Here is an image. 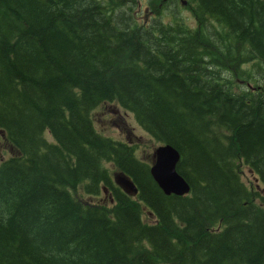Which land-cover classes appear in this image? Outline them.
<instances>
[{
  "label": "trees",
  "instance_id": "trees-1",
  "mask_svg": "<svg viewBox=\"0 0 264 264\" xmlns=\"http://www.w3.org/2000/svg\"><path fill=\"white\" fill-rule=\"evenodd\" d=\"M148 1L0 0V130L23 153L0 163V264H264V0L135 12ZM182 1L202 31L180 16ZM222 30L242 49L234 63L255 62L259 92L228 84L212 49ZM105 101L181 153L188 194L164 193L152 153L141 160L94 128L90 109ZM107 162L136 196L111 182ZM101 182L111 207L75 193ZM139 202L157 219L144 222Z\"/></svg>",
  "mask_w": 264,
  "mask_h": 264
},
{
  "label": "rangeland",
  "instance_id": "rangeland-1",
  "mask_svg": "<svg viewBox=\"0 0 264 264\" xmlns=\"http://www.w3.org/2000/svg\"><path fill=\"white\" fill-rule=\"evenodd\" d=\"M189 4L191 5V3H186L184 1L181 2L182 9L180 16L185 19L187 25L195 24L198 30L202 31L203 29L198 24V22H196L193 9L189 6ZM147 5L148 6L146 7L145 3L143 2L139 5L138 8L134 7V10L135 12L140 13V7H142L146 13L152 15L155 10L154 7L162 6V1L154 0L153 4L148 1ZM218 36L227 38V34L224 32V30H222V32ZM229 44L230 42L228 38L226 39V41L221 38H213L212 49L213 52H220V54L216 55V57L221 61L220 66L227 76L228 84L236 87L237 90H243V86H245L250 91L259 92V81H256L253 77L256 67L255 62H253L251 59L243 61L244 56H242L238 63H234V53L240 52L242 51V49L240 47H236L233 43L232 47ZM90 114L92 117L93 126L97 131L114 140L125 142L130 146H133L135 144L136 155L141 159L146 160V156L150 153H153V150L159 144L158 141L154 140L147 134L144 128L138 123L133 113L125 109L124 107H121L116 101H105L102 103L100 102L90 109ZM45 135L49 140H54L50 132H45ZM17 154H19V152L16 147L10 142L7 135L2 134L0 131V163L3 161L2 159ZM22 155L23 153L19 156ZM235 163L237 169L241 170V172L239 171L241 180L248 186H250L251 189L259 190L260 188L261 190L262 183L255 179V176L252 174L248 166L239 160ZM106 166L108 170L111 171V176L115 170L119 169L113 162H107ZM256 184H258V187ZM76 195L81 196V193L78 192ZM88 200L95 202H110L109 197H105L102 192L97 195L85 194L84 197H82V201L88 202ZM257 201H261L260 207L264 211V199H257ZM139 206L141 217L144 222H152L157 219L153 216V214L149 212L144 203L139 202Z\"/></svg>",
  "mask_w": 264,
  "mask_h": 264
},
{
  "label": "water",
  "instance_id": "water-1",
  "mask_svg": "<svg viewBox=\"0 0 264 264\" xmlns=\"http://www.w3.org/2000/svg\"><path fill=\"white\" fill-rule=\"evenodd\" d=\"M153 157L154 160L150 166V172L165 193L174 192L180 194L188 190L187 181L175 169L179 153L173 146L167 143L157 146ZM115 180L123 186L125 191L129 193L137 191L136 185L127 175L118 174Z\"/></svg>",
  "mask_w": 264,
  "mask_h": 264
},
{
  "label": "bare ground",
  "instance_id": "bare-ground-1",
  "mask_svg": "<svg viewBox=\"0 0 264 264\" xmlns=\"http://www.w3.org/2000/svg\"><path fill=\"white\" fill-rule=\"evenodd\" d=\"M52 263V261H50Z\"/></svg>",
  "mask_w": 264,
  "mask_h": 264
}]
</instances>
